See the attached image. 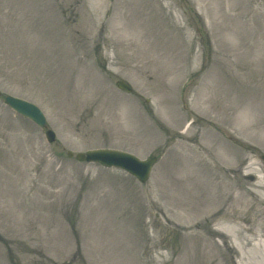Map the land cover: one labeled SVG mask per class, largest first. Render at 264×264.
I'll use <instances>...</instances> for the list:
<instances>
[{
    "label": "rangeland",
    "instance_id": "rangeland-1",
    "mask_svg": "<svg viewBox=\"0 0 264 264\" xmlns=\"http://www.w3.org/2000/svg\"><path fill=\"white\" fill-rule=\"evenodd\" d=\"M0 93V264H264V0H0Z\"/></svg>",
    "mask_w": 264,
    "mask_h": 264
},
{
    "label": "water",
    "instance_id": "water-1",
    "mask_svg": "<svg viewBox=\"0 0 264 264\" xmlns=\"http://www.w3.org/2000/svg\"><path fill=\"white\" fill-rule=\"evenodd\" d=\"M117 86L126 92H129L130 90L123 82H118ZM6 102L17 112L29 117L35 124L39 126L44 125V118L36 107L9 98L6 99ZM48 135L51 137L53 136L49 133ZM77 159L86 162H96L105 167L123 169L127 173L135 176L140 182L146 181L151 165L155 161L154 158H150L145 162H140L131 155L109 150H98L88 152L85 155H77Z\"/></svg>",
    "mask_w": 264,
    "mask_h": 264
},
{
    "label": "bare ground",
    "instance_id": "bare-ground-1",
    "mask_svg": "<svg viewBox=\"0 0 264 264\" xmlns=\"http://www.w3.org/2000/svg\"><path fill=\"white\" fill-rule=\"evenodd\" d=\"M214 211L216 212V210H214ZM215 212H213V213H215ZM223 221L230 223V224H233L234 226L237 225V223L235 222V219H232L231 217L226 216V215H224Z\"/></svg>",
    "mask_w": 264,
    "mask_h": 264
}]
</instances>
